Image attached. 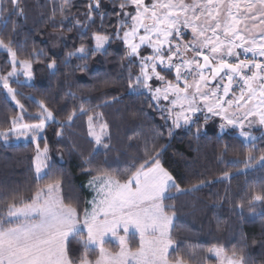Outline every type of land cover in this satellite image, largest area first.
I'll return each instance as SVG.
<instances>
[{"label": "snow or ice", "instance_id": "6c2138e0", "mask_svg": "<svg viewBox=\"0 0 264 264\" xmlns=\"http://www.w3.org/2000/svg\"><path fill=\"white\" fill-rule=\"evenodd\" d=\"M67 7V0L59 7L63 19L68 18ZM101 7V0H91L88 21L94 22L93 11H96L103 24L105 14L100 11ZM118 7L113 35L125 46L123 59L131 65L135 58L139 66V74L134 78L129 67V89L146 90L157 102V108L161 98L168 101V117L175 128L196 123L197 114L204 112L205 121L209 119L208 114L223 121L222 131L228 126L240 129L239 135L253 145L243 161L249 167L256 160L251 152L255 151L257 137L245 129L257 123L264 126V0H151V3L120 0ZM13 14L24 15L21 0L0 3V17L6 21ZM76 24L85 29L88 26L79 20ZM113 35L93 31L94 47L89 49L81 44L67 56L79 54L86 59L89 52L95 55L106 51ZM142 46L149 48L150 53L142 54ZM0 48L7 51L12 64V71L0 75V86L23 112L24 105L17 99L19 93L11 82L20 75L18 63L30 80L31 63L17 61L11 40L6 43L0 39ZM55 63L52 61L48 67H55ZM169 75L174 78L169 79ZM153 79L160 86L153 88L150 83ZM15 83L22 82L17 79ZM107 103L104 101L97 107ZM39 106L42 111L35 117L37 123H23V115H16L9 117L11 127L0 132L5 142L10 134L18 132L31 136L37 144L33 160L37 179L46 174L49 159L47 142L41 150L37 140L46 122L55 119L43 102ZM79 111L84 114L88 109L82 105ZM76 114L71 112L67 120L72 121ZM101 116L102 113H97L88 117V135L96 145L108 149L110 145L103 141L108 124L100 123L99 133L95 130V121ZM257 117L258 120L253 119ZM172 133L170 127L168 134ZM154 151L145 147L146 158L135 170L101 171L90 182L96 196L87 202L91 207H85L82 215L77 206L65 202L58 179L37 187L30 197L18 191L10 198L0 196V264H185L182 257L170 259L174 215L168 214L171 206L164 201L172 198L168 196L171 190L175 189L177 194L198 191L204 181L182 189L162 166L160 153L153 155ZM259 163L264 166V154L259 157ZM228 176L224 173V177ZM247 203L250 210L256 204L264 205V189L253 190ZM120 229L124 235H119ZM130 234L139 237L135 248L129 244ZM108 236L118 239V251H110L105 246ZM77 237V243L85 251L74 259L70 244ZM93 251H98L95 259L90 258ZM207 251L214 252L221 264H248L243 248L239 252L233 250L230 255L225 254L222 246L213 245Z\"/></svg>", "mask_w": 264, "mask_h": 264}, {"label": "trees", "instance_id": "16d2710c", "mask_svg": "<svg viewBox=\"0 0 264 264\" xmlns=\"http://www.w3.org/2000/svg\"><path fill=\"white\" fill-rule=\"evenodd\" d=\"M64 2L21 0L24 15L13 14L6 21L0 17V39L6 43L12 41L17 60L31 63V83L11 82L19 93L17 99L24 105V121L38 122L35 117L42 111L40 102L55 117L38 140L39 148H44L47 142L49 157L46 174L40 179L34 170L33 143L0 140V196L10 198L18 191L30 197L37 187L58 179L65 202L77 206L81 213L87 198L84 184L88 178L101 171L135 170L146 158L145 147L154 148L153 155L160 153L162 166L182 189L204 181L198 191L177 194L173 189L168 193L172 198L164 201L171 206L168 212L174 215L170 259L182 257L186 264H214L215 259L207 249L216 245L224 247L229 254L243 248L248 264H264V205L256 204L250 210L247 203L253 190L264 189V166L259 163V157L264 154V136L255 141V151L251 154L256 160L247 168L243 161L253 145L244 142L235 129L219 133L215 124H194L173 129L170 136L171 125L151 97L128 87L129 67L134 78L139 74V66L135 58L131 65L123 59L125 46L113 35L120 0H101L103 24L96 11H93L94 22L88 21L91 0H67L68 18L63 19L59 7ZM76 20L87 24V28L78 26ZM97 30L113 35L106 51L95 55L89 52L86 59L67 56L81 44L91 49L92 33ZM47 32L65 35L58 53L49 46ZM52 61L56 63L50 69L48 64ZM11 68L7 52L0 49V74L6 75ZM168 78L172 79L171 75ZM104 101L108 102L106 106L97 107ZM82 105L88 109L84 114L79 111ZM73 111L77 114L68 121L67 116ZM18 113L0 86V132L11 127L9 117ZM97 113H102L100 120L108 124L103 139L110 145L108 149L96 146L88 137L87 119ZM224 173L229 176L224 177ZM239 204L243 208L237 207ZM78 239L70 244L74 259L85 251ZM130 242L133 248L137 246L135 239ZM97 254L91 252L90 258L95 259Z\"/></svg>", "mask_w": 264, "mask_h": 264}, {"label": "rangeland", "instance_id": "374dc122", "mask_svg": "<svg viewBox=\"0 0 264 264\" xmlns=\"http://www.w3.org/2000/svg\"><path fill=\"white\" fill-rule=\"evenodd\" d=\"M146 2H147V0H146ZM147 3H151V0H149ZM141 31H142V30H141ZM122 35H123V34H122ZM189 35H190V33H189ZM65 39H66V37H65V35H64L62 32H47V33H46V40H47L49 46L51 47V49L53 50V52H57V53H58V52L60 51V48H61V46H62V43L64 42ZM93 47H94V44H93ZM0 49L3 50V51H6L5 49H2V48H0ZM141 51H142V54L147 55V54L150 53L151 50H150L149 48H147L146 46H142ZM6 52H7V51H6ZM76 56H79V54H77ZM9 61H10V59H9ZM17 61H20V60H17ZM10 63H11V61H10ZM11 66H12V64H11ZM11 71H12V68H11ZM17 71L20 73V75H19L18 77H13V78H12V81H16V80L18 79V80L21 81L22 83H27V84H29V83L32 82V78L29 80V79L24 75V69L21 68V67L19 66V63L17 64ZM0 75H1V74H0ZM6 75H7V74H6ZM171 77L174 78L172 75H171ZM19 78H21V79H19ZM133 82H134V81H133ZM150 83L152 84L153 88H155V87H157V86H160V82L155 81L154 79H153L152 81H150ZM132 91H133V90H132ZM135 92H144V93L148 94L147 91L144 90L143 88H141V89H139V90H137V91H135ZM5 94H6V93H5ZM148 95H149V94H148ZM6 96H7V94H6ZM149 96H150V95H149ZM150 97H151V96H150ZM7 98H8V99H9V100L15 105V107H17L16 104L11 100L10 97L7 96ZM153 102H154L155 104L157 103L156 101H153ZM159 105H160V108H159V109H160V110L163 109V110H161V112L165 115V117H166V119L168 120V122L170 123L171 127H172L173 129H176V128L172 125V119L168 117V112H167V109H168V107H169V103H168V101H165V100H163V99L161 98V99L159 100ZM17 109H18V111H19L18 115H24V112H21V110H20L18 107H17ZM175 111L178 112L179 109L177 108V109H175ZM39 114H40V113H39ZM39 114H38V115H39ZM204 115H205L204 112L198 113V114H197V117H198V118H195V119H196V123H194V124H199V125L201 124V126H205V125H210V126H211L212 124H215V126L218 127V132H219V133H223V132H226V131H228V130L235 129L237 135H238V136L244 141V139L239 135V131H240V129H238V128H234V127H231V126H228V127H226V128L222 131V130L220 129V124L223 123V121H221L219 117L211 116V114H208V115H209V119H208L207 121H205V119H204ZM90 116H92V115H90ZM173 118H174V117H173ZM51 121H52V120L47 121V122H46V125H47L49 122H51ZM22 122H23V123H26V122L24 121V119H23ZM100 123H103L100 119H99L98 121H95V130H96L97 133L100 132V129H99V124H100ZM29 124H32V123H29ZM194 124H190V125L182 126V127L186 128V127H189V126L194 125ZM46 125H45V126H46ZM251 128H253V130H251ZM251 128H250V129L246 128L245 130H246V131H250L251 134H252L253 136H256L257 138H259L261 135L264 136V126H260L259 124H257V125L252 126ZM87 129H88V119H87ZM257 129H260V130H259V133H256V132H255V130H257ZM6 131H7V130H6ZM6 131H3V132H6ZM42 136H43V132H42V134L40 135V137H38V140H39ZM105 136H106V135L103 136V139H104ZM88 137H89V138L95 143L93 137H90L89 135H88ZM0 140H1L2 142H4V143H10V142H14V143H18V142H31V143H33L32 140H31V136H30V135H29L28 137H25L24 135H21L19 132L16 133V134H10L9 137H8L7 142H5V140H4L3 137H0ZM38 140H37V143H38ZM244 142H246V141H244ZM246 143H250V142H246ZM33 145H34V148H35V156H36L37 144H34V143H33ZM95 145H96V144H95ZM96 146H100V145H96ZM40 149L43 150V148H40ZM35 156H34V157H35ZM47 164H48V161H47ZM34 170H35V164H34ZM46 170H47V169H46ZM46 170H45V172H46ZM35 174H36V171H35ZM43 175H44V174H43ZM43 175H42V176H43ZM98 175H99V174H98ZM98 175H95V176H93V177L88 178V179L86 180L85 184H84V188H85V190H86V192H87V198H86V200H85V206H84V208H85V207H91L90 205L87 204V202H88V201H91V200L93 199V197L96 196V190H94V188L90 185V182L93 181L94 178L98 177ZM36 176H37V174H36ZM96 187H97V188L99 187V183H97ZM83 211H84V209L82 210L81 215L83 214ZM168 214H169V215H173L172 213H169V212H168ZM173 221H174V219H173ZM85 235H86V234H85ZM119 235H124L122 229L119 230ZM131 239H135V240H136V244L138 245V243H139V237H138V235H132V234H130V237H129V244H130V245H131V242H130ZM106 240H107V243H106L105 246H106L110 251H118V250H119V241H118V239H114L113 237L108 236V237H106ZM107 244H108V245H107ZM109 247H110V248H109ZM172 247H173V246H172ZM171 249H172V248H170V251H171ZM97 252H98V251H97ZM225 254L230 255L229 253H225ZM210 255H211L212 258L215 259V263H214V264H221L220 259L216 257V255H215L214 252H211ZM185 264H186V263H185Z\"/></svg>", "mask_w": 264, "mask_h": 264}, {"label": "crops", "instance_id": "0c3cea01", "mask_svg": "<svg viewBox=\"0 0 264 264\" xmlns=\"http://www.w3.org/2000/svg\"><path fill=\"white\" fill-rule=\"evenodd\" d=\"M253 119H257L258 120V117L257 118H253ZM247 124V122H245ZM258 124V123H257ZM257 124H254V125H257ZM253 125V126H254ZM249 129V128H248ZM251 130H253V128H251Z\"/></svg>", "mask_w": 264, "mask_h": 264}]
</instances>
